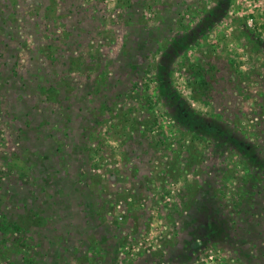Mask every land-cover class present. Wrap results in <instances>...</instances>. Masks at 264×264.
<instances>
[{
	"label": "rangeland",
	"instance_id": "374dc122",
	"mask_svg": "<svg viewBox=\"0 0 264 264\" xmlns=\"http://www.w3.org/2000/svg\"><path fill=\"white\" fill-rule=\"evenodd\" d=\"M0 264H264V0H0Z\"/></svg>",
	"mask_w": 264,
	"mask_h": 264
},
{
	"label": "trees",
	"instance_id": "16d2710c",
	"mask_svg": "<svg viewBox=\"0 0 264 264\" xmlns=\"http://www.w3.org/2000/svg\"><path fill=\"white\" fill-rule=\"evenodd\" d=\"M90 79V78H89ZM203 84H207V82L204 80L203 81ZM132 96H135L134 94H132ZM131 96V97H132ZM135 97H137V96H135ZM11 226H15V227H18V224H16V223H14V222H12V225ZM24 233H26V232H24ZM27 234V233H26Z\"/></svg>",
	"mask_w": 264,
	"mask_h": 264
},
{
	"label": "built area",
	"instance_id": "2783aa9c",
	"mask_svg": "<svg viewBox=\"0 0 264 264\" xmlns=\"http://www.w3.org/2000/svg\"><path fill=\"white\" fill-rule=\"evenodd\" d=\"M211 258H213V257H211Z\"/></svg>",
	"mask_w": 264,
	"mask_h": 264
}]
</instances>
